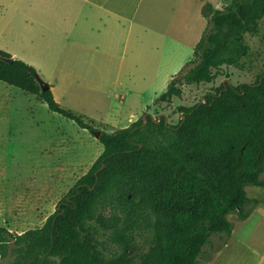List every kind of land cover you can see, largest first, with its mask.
Masks as SVG:
<instances>
[{
    "label": "trees",
    "instance_id": "16d2710c",
    "mask_svg": "<svg viewBox=\"0 0 264 264\" xmlns=\"http://www.w3.org/2000/svg\"><path fill=\"white\" fill-rule=\"evenodd\" d=\"M202 12L209 24L193 57L154 106L182 96L186 85L226 80L197 103L180 105L177 123L169 113L148 114L102 129L63 107L33 64L0 48L1 81L37 95L104 145L42 226L18 232L0 224V264H199L212 255L207 246L218 251L232 236L230 214L251 215L258 200L247 186H264V68L239 83L223 71L252 70L248 37L261 30L264 0L206 2ZM143 231L149 246L130 252Z\"/></svg>",
    "mask_w": 264,
    "mask_h": 264
},
{
    "label": "rangeland",
    "instance_id": "374dc122",
    "mask_svg": "<svg viewBox=\"0 0 264 264\" xmlns=\"http://www.w3.org/2000/svg\"><path fill=\"white\" fill-rule=\"evenodd\" d=\"M43 1L56 4L54 14L63 11L61 4L84 2ZM229 1L116 0L118 7L110 0L120 14L114 24L80 18L73 26L56 15L47 16L45 8L35 9L34 0H0V48L33 64L63 107L93 119L102 129L129 126L148 113L155 117L169 113V120L177 123L180 105L197 103L226 77L186 85L182 96L170 103L153 104L193 57L209 24L203 5L212 2L223 7ZM248 38L254 50L252 70L225 67L223 71L234 83L255 80L264 68V19L260 32ZM17 88L0 80V224L22 232L44 224L104 145L89 129L52 111L37 95ZM11 93L14 104L6 102ZM247 190L260 202L245 221L237 213L230 214L234 233L211 264H257L264 253V187L249 185ZM214 241L222 239L214 236ZM106 244L110 250L118 249ZM149 244V234L143 231L130 252ZM206 248L212 255L199 264H209L217 252Z\"/></svg>",
    "mask_w": 264,
    "mask_h": 264
},
{
    "label": "crops",
    "instance_id": "0c3cea01",
    "mask_svg": "<svg viewBox=\"0 0 264 264\" xmlns=\"http://www.w3.org/2000/svg\"><path fill=\"white\" fill-rule=\"evenodd\" d=\"M106 1L107 0H84V2H81V3L80 2H73L70 4H68V2H67L65 4H61L63 6L61 9H63V11L59 12V13L56 12V14H54V12H52L53 6L56 5L53 2H44L43 0H34V8L35 9L45 8L47 16L51 17V16L56 15V17H58V19L61 20L60 22H62V23L68 22L67 24H73V26H77L80 18H84L85 20H88L89 18H93L100 23H105L106 21L110 20V22L112 24H114L116 22V16L120 17V14L116 11V9L114 7V2L110 3V0H108V3L106 4L105 3ZM114 1L116 2V0H114ZM116 3H117V6L119 7L120 3L119 2H116ZM67 5H71V8L70 9L67 8ZM70 18H73V20H71ZM51 87H52V85H51ZM8 89H10V88H8ZM17 89H19V88H17ZM13 92L16 95L18 93V90H13ZM15 95H12V93H11V96L9 97L8 101H6L5 99L4 100L7 103L13 102V104H14V101L11 98H15ZM262 187H264V186H262ZM257 200H258V203L256 205L258 206L260 200L258 198H257ZM255 209H253L251 215L248 218L244 219L243 221L249 219L252 216ZM234 230H235V228H234ZM233 233H234V231H233ZM231 237L229 238L228 242L224 245V247H222L220 250H218L216 252V254L213 256V259L211 258L209 264L213 263L214 258L216 256H218L220 251L229 245ZM257 264H264V253L260 255L259 262Z\"/></svg>",
    "mask_w": 264,
    "mask_h": 264
},
{
    "label": "water",
    "instance_id": "95a60500",
    "mask_svg": "<svg viewBox=\"0 0 264 264\" xmlns=\"http://www.w3.org/2000/svg\"><path fill=\"white\" fill-rule=\"evenodd\" d=\"M42 85H43L44 89H49L51 87V84L45 80L43 81ZM148 114L145 115V119L147 118ZM153 117L155 118V116H153ZM158 120H160V118Z\"/></svg>",
    "mask_w": 264,
    "mask_h": 264
},
{
    "label": "flooded vegetation",
    "instance_id": "af4514ba",
    "mask_svg": "<svg viewBox=\"0 0 264 264\" xmlns=\"http://www.w3.org/2000/svg\"><path fill=\"white\" fill-rule=\"evenodd\" d=\"M161 116V115H160Z\"/></svg>",
    "mask_w": 264,
    "mask_h": 264
}]
</instances>
